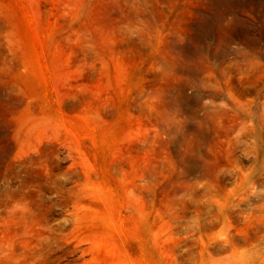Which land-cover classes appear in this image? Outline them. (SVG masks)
I'll return each instance as SVG.
<instances>
[{
  "label": "rangeland",
  "instance_id": "374dc122",
  "mask_svg": "<svg viewBox=\"0 0 264 264\" xmlns=\"http://www.w3.org/2000/svg\"><path fill=\"white\" fill-rule=\"evenodd\" d=\"M0 264H264V0H0Z\"/></svg>",
  "mask_w": 264,
  "mask_h": 264
}]
</instances>
